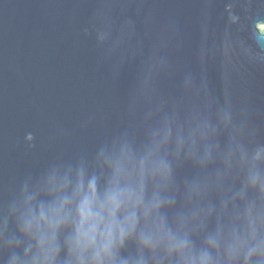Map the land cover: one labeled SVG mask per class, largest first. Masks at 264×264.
I'll return each mask as SVG.
<instances>
[{
  "label": "water",
  "instance_id": "water-1",
  "mask_svg": "<svg viewBox=\"0 0 264 264\" xmlns=\"http://www.w3.org/2000/svg\"><path fill=\"white\" fill-rule=\"evenodd\" d=\"M264 0H0V264H264Z\"/></svg>",
  "mask_w": 264,
  "mask_h": 264
},
{
  "label": "rangeland",
  "instance_id": "rangeland-1",
  "mask_svg": "<svg viewBox=\"0 0 264 264\" xmlns=\"http://www.w3.org/2000/svg\"><path fill=\"white\" fill-rule=\"evenodd\" d=\"M260 30H261V32L264 33V26L263 27H260Z\"/></svg>",
  "mask_w": 264,
  "mask_h": 264
}]
</instances>
